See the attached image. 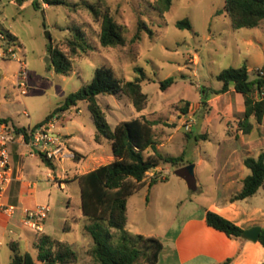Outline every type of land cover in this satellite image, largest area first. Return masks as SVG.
Masks as SVG:
<instances>
[{"label": "rangeland", "instance_id": "1", "mask_svg": "<svg viewBox=\"0 0 264 264\" xmlns=\"http://www.w3.org/2000/svg\"><path fill=\"white\" fill-rule=\"evenodd\" d=\"M68 1L77 5V8L46 6L43 0H38L41 8L36 9L32 0H23L21 3L18 0H0V31L16 34L21 42H18V56L28 67V91L21 95L12 83L19 68L18 63L0 60L3 74L0 116L9 118L15 128H34L62 106L71 93L88 84L96 69L102 66L112 69L124 81L140 78L143 92L149 99L147 108L141 112L125 95L99 96V103L110 127L114 129L120 121L141 116L157 120L159 123L155 127V135L163 143L161 154L180 156L185 152V164L189 162L194 166L203 161L198 167L202 188L191 190L188 183L184 182L186 180H181L176 173V167L164 163L169 173L168 179L181 185L187 183L190 195L200 201L216 198L218 191L210 187L212 182L203 181L209 175L208 170L216 166L215 157L221 150L243 149L260 130H254L251 137L240 134L236 138V134L242 133L239 123L243 118V113L237 110L236 97L232 99L230 114L221 100L214 102V109L209 102L204 104L203 90L212 94V90L221 88L223 82L217 76L231 67L239 68L246 64L251 69V78L256 77L255 69L264 66V20L258 28L235 30L224 10L226 0H173L170 10L165 13L156 8L158 0H103V5L108 7L111 15L124 26L126 38L124 46L106 48L100 42L101 21H96L87 8L79 6L86 0ZM184 18L190 19L192 29L176 26L177 21ZM76 29L85 35L89 49L87 53L73 57V68L69 74H58L49 47L53 45L66 51L65 42L73 37ZM138 32L140 38L136 40ZM169 77H175L176 82L163 90L162 82ZM184 115L194 120L191 131L184 127ZM205 118H209V123L198 128L199 120ZM53 130L74 133L69 137V144L85 155L99 147L94 140L97 128L85 101L57 120ZM78 130L82 132L78 133ZM109 148L106 146V149ZM152 151L150 149L144 154L148 155ZM108 155L99 157L96 166L110 162ZM86 165L96 168L90 161L76 165L74 160L65 158L56 170L61 174L62 168L75 170ZM202 192L206 194L202 195ZM57 194V197L62 198L64 208L69 203L68 224L72 227L68 233L59 232L58 239L69 242L76 251L78 261L75 264H93L88 252L94 242L85 229L88 220L80 209L78 182H71L68 189H59ZM174 211L173 218H176L177 209ZM130 221L126 227L129 233L132 217ZM29 233L31 240L38 232L24 228L23 237ZM113 233V241L116 242L119 232L113 230ZM14 239L20 240L16 236ZM8 243L5 242L1 248L0 264H9L12 260L13 253ZM26 250L37 259L38 250L35 246L28 244Z\"/></svg>", "mask_w": 264, "mask_h": 264}, {"label": "trees", "instance_id": "2", "mask_svg": "<svg viewBox=\"0 0 264 264\" xmlns=\"http://www.w3.org/2000/svg\"><path fill=\"white\" fill-rule=\"evenodd\" d=\"M22 1L18 0L20 3ZM43 1L49 6L65 5L77 8V5H72L68 0ZM32 3L36 9L41 8L38 0H32ZM172 3L173 0H158L156 8L161 13H165L170 10ZM103 4V0L97 2L86 0L79 6L87 8L96 21H101L100 42L103 47L124 46L125 28ZM224 10L235 30L258 28L264 20V0H226ZM176 26L180 29H192L189 18L177 21ZM139 32L135 36L136 40L140 38ZM9 34L18 42L17 37L10 32ZM65 45L66 51L53 45L49 47L55 71L62 75L72 71L75 55L87 53L89 49L85 35L80 29L75 30V34L65 42ZM254 73L256 77L252 79L246 64L239 68L224 69L217 76L223 82V87L212 90V94L220 95L234 89L244 96L245 112L239 123V129L244 134L251 133L253 129L251 118H254L259 125L264 120V79L259 76L258 69H255ZM175 82V77H169L162 82L161 87L166 90ZM103 94L127 96L138 112L145 110L149 104L148 95L142 89V79L124 81L118 78L112 69L102 66L96 69L93 79L88 84L71 93L62 106L56 108L35 128L55 116L61 118V114L76 107L80 102L88 103L97 128L95 140L97 142L102 139L108 140L114 156L111 162L74 177L80 187V209L83 217L88 220L85 229L94 242L88 253L93 259V264H158L159 256L164 249L161 240L141 234L134 235L126 230L128 200L146 185L147 173L164 163L176 167V173L186 180L191 190L197 189L196 178L191 177L186 170L190 163L185 164V152L180 156H165L158 151L159 142L154 130L159 123L157 120L141 116L120 121L112 129L99 103V96ZM203 94L202 102L207 104L210 94L206 89L203 90ZM0 121L10 122V119L0 118ZM16 129L25 135L26 140H29L28 128ZM149 149H152L153 153L145 155V151ZM67 150L73 152L75 162H79L83 157L76 150L70 148ZM40 156L49 168L57 169L56 162L46 154L40 153ZM244 164L251 173L243 180L241 192L232 198L234 201L249 198L260 189H264V153L257 158H245ZM158 181L152 178L149 185L152 186ZM206 221L210 227L224 232L230 238H242L244 230L218 213L207 211ZM65 229L68 230L69 225H66ZM113 230L119 232L116 242L113 241ZM259 242L264 246V228ZM10 247L13 251L10 264H75L78 261V255L69 242L46 234L41 235L35 243L38 250L37 259L30 252L22 251L18 243L12 242ZM232 261L233 258H228L219 264H232Z\"/></svg>", "mask_w": 264, "mask_h": 264}, {"label": "crops", "instance_id": "3", "mask_svg": "<svg viewBox=\"0 0 264 264\" xmlns=\"http://www.w3.org/2000/svg\"><path fill=\"white\" fill-rule=\"evenodd\" d=\"M46 6L49 5L46 4ZM10 33L17 37L15 33ZM18 42L21 43L19 38ZM17 71L12 79L13 84ZM249 72H251L250 68ZM234 96L238 101V112L244 114V96L234 89L220 95L210 94L208 102L214 109L216 100L223 101L226 110L231 114ZM66 113L68 111L61 114V118ZM0 118L6 117L0 116ZM251 120L253 124L251 133L243 134L242 132L236 134L235 137L238 138L240 134L251 137L254 130H260V133L254 135L253 139L245 144L243 149L236 147L227 152L221 150L215 157L216 166L208 170V177L203 179V181L212 182L210 187L218 191L216 198L213 200L203 201L206 200L203 199L200 201L199 198L190 195L187 183H185L186 185L172 183L168 179L169 173L166 172L165 165L156 168V172L166 173V180H160L150 186L149 183L153 177L147 174L146 185L129 198L126 227L130 225V218L132 217L131 230L129 229L131 234H141L161 240L164 249L159 256L158 264H219L228 258H233L232 264H264V246L259 241L252 242L244 238H230L224 232L210 227L206 221L207 211H213L239 225L243 230L255 226L264 228V193H261V191L264 192V189H260L249 198L232 200L235 195L241 192L243 180L251 173L250 169L244 164L245 158H257L261 153H264V120L261 125L257 124L254 118H251ZM208 123L209 118L200 119L197 127L203 128ZM77 132L81 133L82 131L78 130ZM54 134L59 136L66 148L76 150L83 155L79 162H75L76 165H82L90 161L97 168L99 167L96 166L99 157L103 154H109L110 162L114 159L111 144L106 139H102L100 142L95 140L99 147L85 155L70 146L69 137L74 133L54 131ZM206 135L204 137L207 139L208 136ZM157 140L159 142L157 149L160 152L163 143L158 137ZM106 146L110 148L106 149ZM67 151V158L74 160L73 152ZM11 152L14 180L7 193L6 202L16 205L18 212L13 217H9L6 213L0 211V251L5 242L10 241L9 246L12 242H15L19 244L22 251L29 252L26 250V246L28 244L35 246L38 238L43 234L58 239L59 232L68 233L72 231V227L68 224L69 203L64 208L62 198L57 197V192L59 189H68L71 182H77L74 180L76 175L87 173L95 168H92L91 165H86L83 168L76 167L75 170L62 168L61 174H58L56 169L49 168L43 162L39 147L22 138H18L11 145ZM152 153L153 151L149 152V154ZM59 163H56L57 168ZM200 163L202 164L203 161L197 163L194 168L197 189L203 186V182L200 181L198 176ZM205 194V192H202V195ZM38 205H49L51 211L44 232L36 233V236L30 240V233L25 238L23 237L24 228L30 229L21 222L22 210L24 208H34ZM175 208L178 216L173 218ZM66 225H69L68 230L65 229ZM15 236L20 240H15Z\"/></svg>", "mask_w": 264, "mask_h": 264}, {"label": "built area", "instance_id": "4", "mask_svg": "<svg viewBox=\"0 0 264 264\" xmlns=\"http://www.w3.org/2000/svg\"><path fill=\"white\" fill-rule=\"evenodd\" d=\"M18 42L14 40L9 32L0 31V60L15 61L19 68L15 76L14 85L21 95L28 91V67L27 63L18 56ZM260 77L264 79V69H258ZM3 74L0 71V94L2 90ZM185 121L184 127L187 131H191L194 120L186 115L183 116ZM59 120V116L51 118L38 128L29 129V140L23 133H19L10 122L0 121V211L6 213L9 217H13L18 212V207L6 202V196L9 188L14 180L12 168V152L11 145L18 139L29 141L39 147L41 153L47 155L54 162H61L67 158V148L59 136L54 134V123ZM152 169L147 174L157 180H166L167 174L156 172ZM51 207L49 205H38L34 208H24L22 210L21 222L24 226L38 233H43L46 221L49 217Z\"/></svg>", "mask_w": 264, "mask_h": 264}, {"label": "water", "instance_id": "5", "mask_svg": "<svg viewBox=\"0 0 264 264\" xmlns=\"http://www.w3.org/2000/svg\"><path fill=\"white\" fill-rule=\"evenodd\" d=\"M47 37H48V39L51 40V35H50L49 32H47ZM199 127H200V125H199ZM194 168H195L194 165H189L186 168L187 172L193 178L195 177V175H194ZM261 231H262V228L260 226H255V227L246 229L242 233V238L247 239V240L252 241V242H258L259 239H260Z\"/></svg>", "mask_w": 264, "mask_h": 264}]
</instances>
